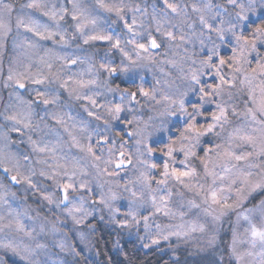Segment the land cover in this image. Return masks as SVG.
<instances>
[{"label": "clouds", "instance_id": "9594fccd", "mask_svg": "<svg viewBox=\"0 0 264 264\" xmlns=\"http://www.w3.org/2000/svg\"><path fill=\"white\" fill-rule=\"evenodd\" d=\"M30 2L0 0V264H264V0Z\"/></svg>", "mask_w": 264, "mask_h": 264}, {"label": "snow or ice", "instance_id": "6c2138e0", "mask_svg": "<svg viewBox=\"0 0 264 264\" xmlns=\"http://www.w3.org/2000/svg\"><path fill=\"white\" fill-rule=\"evenodd\" d=\"M66 4H67V0H66ZM29 8L35 9V13L34 15L39 17V19H43L45 17H47L49 20L54 21L59 23V21L64 20L68 15H69V11L68 8L66 6H60L54 3H47V2H42V0H31L30 4L28 5ZM100 7H106L105 5L101 4ZM118 11V10H117ZM82 18V19H81ZM77 20H81V23H77L76 24V29L77 31H79L83 25L85 23H90V22H94L88 19V17L84 14L83 11L80 10V6L78 3H76V0H73V10L71 13V21H77ZM33 24H35L37 27H39V20L37 19H33ZM46 27V26H45ZM29 30H33V29H29ZM256 32L261 34L262 36H264V27H257L256 28ZM37 35H41V38H43L41 33H36ZM53 35V33L49 32L48 36L49 38H51V36ZM89 39L91 40H98V41H107L109 39V37L107 36H103V35H93L90 36ZM238 40L241 41V48L239 49V51L237 52V54L233 57H231L230 59L233 61V63L237 66L241 65L246 61V54L248 52L249 49L254 50L255 46H256V40L254 39H249V37L244 36V37H237ZM88 40H85V43H87ZM152 46L155 48L157 47L155 41H151ZM113 47H118V42H116ZM140 49H144V45L141 44L138 46ZM218 63L220 65H224L226 63L224 58H220ZM237 70L239 71V67L237 68ZM114 71V69H113ZM257 74L264 76V64H257L256 67L251 68L247 71L246 76H245V80L241 81L242 84H246L249 87V90L251 92H254V86H253V82L255 81ZM217 75V85L216 86H212L210 85V88H213V90H216V88H218L220 85H227L228 87H231V83L229 81H226L223 76L220 75V73L217 71L216 72ZM36 83H41V81L37 80L35 81ZM20 87H23V85H19ZM201 91L203 92L204 90L201 89ZM262 92H264V88H262ZM141 94L142 95H147V93H145L143 90H141ZM205 95H207V93H205ZM45 103H47V101H45ZM117 111H119V108H117ZM222 118H226V112L224 108H220L218 113L213 114L212 119L214 121L219 122ZM212 125H209L207 131H211L212 130ZM187 131L190 132H195L197 134H199L200 129L199 128H195L193 127L192 124H189L187 126ZM242 139H246L251 141L252 138L251 137H241ZM172 151V148L169 147V153ZM227 155L229 157H231V153H227ZM235 159L240 160L241 157L237 156L235 157ZM165 174H167V166H165ZM176 179L180 180L184 177H187L190 175L189 172H182V171H177V170H173L171 173ZM11 179L13 181H15L16 177H11ZM64 187H68V186H64ZM213 203H219L217 194L215 192H212L210 194L209 197ZM222 208H229L231 207V205L224 203L221 205ZM157 211H160L159 208H157ZM245 219H248L247 216H245ZM18 227H22V225H20L19 223L17 224ZM124 227H126L127 225H122ZM249 237L250 240L253 242V244L259 240L264 242V230L257 228L254 224L251 225V229L249 232ZM165 239H167V237H165ZM238 237H236L234 235L233 237V249H232V255L235 257V259L237 261L242 259V253H240L237 248L235 247L236 243H237ZM153 244H158L159 241L158 240H153L152 241Z\"/></svg>", "mask_w": 264, "mask_h": 264}, {"label": "trees", "instance_id": "16d2710c", "mask_svg": "<svg viewBox=\"0 0 264 264\" xmlns=\"http://www.w3.org/2000/svg\"><path fill=\"white\" fill-rule=\"evenodd\" d=\"M150 259H154V258L150 257Z\"/></svg>", "mask_w": 264, "mask_h": 264}]
</instances>
